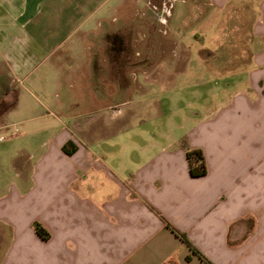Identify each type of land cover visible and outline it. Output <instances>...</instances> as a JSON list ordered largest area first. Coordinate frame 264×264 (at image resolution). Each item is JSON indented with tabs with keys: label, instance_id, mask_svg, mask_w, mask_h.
<instances>
[{
	"label": "crops",
	"instance_id": "0c3cea01",
	"mask_svg": "<svg viewBox=\"0 0 264 264\" xmlns=\"http://www.w3.org/2000/svg\"><path fill=\"white\" fill-rule=\"evenodd\" d=\"M0 130V264H264V0H0Z\"/></svg>",
	"mask_w": 264,
	"mask_h": 264
},
{
	"label": "trees",
	"instance_id": "16d2710c",
	"mask_svg": "<svg viewBox=\"0 0 264 264\" xmlns=\"http://www.w3.org/2000/svg\"><path fill=\"white\" fill-rule=\"evenodd\" d=\"M77 149L76 144L73 141H68L62 146V150L68 154L71 155L75 152ZM187 158L189 161L190 166V173L192 176H203L207 172L206 167V161L204 154L201 149H192L187 148L186 149ZM166 225L168 227H171L167 222ZM35 231L41 238L47 240L50 237V233L40 224V223H34L33 225ZM171 230L179 237L181 240L190 248V250L197 254L203 261H205L207 264H212L197 248L193 246V244L189 241L186 235L180 233L175 228L171 227ZM189 258V256H187Z\"/></svg>",
	"mask_w": 264,
	"mask_h": 264
},
{
	"label": "rangeland",
	"instance_id": "374dc122",
	"mask_svg": "<svg viewBox=\"0 0 264 264\" xmlns=\"http://www.w3.org/2000/svg\"><path fill=\"white\" fill-rule=\"evenodd\" d=\"M230 34H228V33H226V39H228ZM183 43H186V41L185 42H183ZM201 68H202V66H197V69H198V71L200 72L201 71ZM228 71V70H227ZM244 70H242V72H240V71H238L237 69H236V76L237 77H239V76H241V78L244 76V72H243ZM234 72H232V74H233ZM230 73H217V76H216V80H212L213 81V83H215V84H219V88L220 87H222L224 84H227L228 82H230V75H229ZM211 85H212V83H211ZM152 91H153V89H152ZM156 94H158V93H156ZM162 94V93H161ZM164 94H168V93H163V95ZM158 98V101L159 102H166V98L164 97V96H162L161 97V95H159V96H157ZM159 97H161V98H159ZM167 99L169 100V102H170V98H168L167 97ZM183 102H185V101H187V99L188 98H185V97H181L180 98ZM190 99V98H189ZM173 102H174V99H173V101H172V104H173ZM14 112H16V111H13L12 113H10V114H13ZM7 116V115H6ZM17 125V124H16ZM17 127H18V125H17ZM15 130V129H14ZM14 130L12 131V132H14ZM19 132H17V134H18ZM0 135H3L2 136V140L3 141H7V142H11L12 144H14V145H12V147H14V146H16L17 144H19L20 145V143L21 142H24V140H20V139H11L10 138V136H9V133H8V130H0ZM31 145H33V144H31Z\"/></svg>",
	"mask_w": 264,
	"mask_h": 264
},
{
	"label": "built area",
	"instance_id": "2783aa9c",
	"mask_svg": "<svg viewBox=\"0 0 264 264\" xmlns=\"http://www.w3.org/2000/svg\"><path fill=\"white\" fill-rule=\"evenodd\" d=\"M17 132H18V129L16 128V129L14 130V132L10 134V136H12V137L15 136V135L17 134Z\"/></svg>",
	"mask_w": 264,
	"mask_h": 264
}]
</instances>
